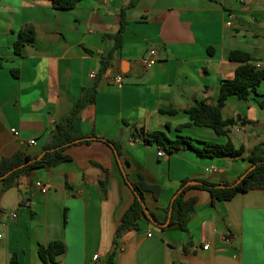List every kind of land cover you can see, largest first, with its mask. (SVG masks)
Segmentation results:
<instances>
[{
  "label": "crops",
  "instance_id": "obj_1",
  "mask_svg": "<svg viewBox=\"0 0 264 264\" xmlns=\"http://www.w3.org/2000/svg\"><path fill=\"white\" fill-rule=\"evenodd\" d=\"M131 2L81 0L59 9L51 0L0 1V168L1 159L19 149L41 154L82 88L95 82L96 100L83 108L74 130L116 139L122 150L119 159L113 146L94 139L68 147L70 160L36 168L8 190L0 180V264H14V254L19 264H105L135 199L126 175L135 182L141 174L161 186L158 197L145 193L157 221L143 217L127 231L113 264H264V189L214 200L209 190L190 187L185 198L197 202L188 229L171 217L168 222L182 179L233 182L251 168L246 155L264 141V82L247 100L226 99L222 115L236 120L227 134L195 124L184 111L197 100L217 102L222 81L241 64L229 58L231 50L247 51L264 65V0ZM123 9L124 43L108 72L90 78L115 44L107 34L118 30ZM28 24L36 39L18 54L14 43ZM152 48L157 61L145 66L140 60ZM117 74L121 84L112 81ZM135 127L165 130L172 138L190 135L195 143L231 139L245 153L202 157L186 148L160 156V147L146 143ZM55 240H63L66 251L43 261L40 246Z\"/></svg>",
  "mask_w": 264,
  "mask_h": 264
},
{
  "label": "trees",
  "instance_id": "obj_2",
  "mask_svg": "<svg viewBox=\"0 0 264 264\" xmlns=\"http://www.w3.org/2000/svg\"><path fill=\"white\" fill-rule=\"evenodd\" d=\"M80 1L81 0H51L52 5L59 9L73 8ZM136 2L137 0H132L129 6H133ZM127 23L126 9H123L121 11V20L118 30L107 34L108 37L115 40V44L111 51L104 54L101 58L100 68L97 73L99 77L104 76L108 72L111 66V58L116 50L123 45V35ZM35 39L36 29L32 24L22 27L14 43L15 52L20 54L23 47L33 43ZM209 51L213 52V47L209 48ZM229 58L240 61L241 64L236 68L234 77L222 81L217 102L208 103L205 100H197L194 104L184 109L195 124L210 126L218 134H227L230 129L229 126L236 122L235 119H225L222 115V107L226 99L231 95H237L240 99L247 100L251 92L256 91L258 86L264 82V65L258 66L255 58L249 52L234 49L230 51ZM96 95V82L91 86L82 88L76 106L69 114L56 123L54 130L42 146L41 154H31L26 150L19 149L11 156H6L1 159L0 180L2 181L4 190H8L18 184L21 176L31 175L36 168H50L70 160L72 155L67 152L68 147L81 143H89L94 139L105 140L113 146L120 159L122 150L121 143L118 140L101 137L96 133L89 136L77 133L74 130L79 114L83 108L95 102ZM261 104L264 105V102H261ZM178 111L179 109L177 108L169 109L171 113ZM167 126H170V124ZM135 133L143 137V140L148 144L156 143L160 148L165 149L167 154L186 148L193 149L202 157H236L243 156L245 153V147H237L231 139L226 142L198 139L199 143H195V138L190 135L184 134L172 138L165 130L158 129L149 131L144 127H135ZM246 158L252 162L251 168L233 182L218 184L209 179H198L199 183L189 184L192 178L185 177L182 179L180 187L172 200L171 223L179 224L184 230L188 229V223L195 212V204L197 202L196 197L185 198V193L190 187L209 190L214 200H227L233 198L240 192L253 189H264V141L255 144L246 155ZM25 161H27V164L19 167ZM15 167L19 168L10 172ZM5 174L7 175L2 177ZM126 180L134 187L135 191L144 202L145 193L147 191H151L155 197H158L161 191V186L159 184L148 182L143 174L140 175L139 181L131 182L127 175ZM102 184L106 189L107 181L103 180ZM137 194L135 193L134 201L120 219L114 239V246L106 257L105 264L114 263L122 236L129 230L137 229L139 220L148 216ZM149 213L151 215L149 218L153 221H157L155 213ZM65 251V242L63 240H55L48 245H41L39 248V255L45 262L56 261L57 256ZM13 263L19 264L16 254L13 256Z\"/></svg>",
  "mask_w": 264,
  "mask_h": 264
},
{
  "label": "built area",
  "instance_id": "obj_3",
  "mask_svg": "<svg viewBox=\"0 0 264 264\" xmlns=\"http://www.w3.org/2000/svg\"><path fill=\"white\" fill-rule=\"evenodd\" d=\"M140 61H141V63L144 64L145 66L153 65V64L156 63V61H157V50L154 49V48L150 49V50L148 51V54H147L146 56H143V57L141 58ZM257 65L260 66L259 64H257ZM97 73H98V72H97L96 70L91 71V72L89 73L90 78H95V77L97 76ZM112 81L115 82V83L121 84V83L123 82V77H122L121 74H117V75H115V76L112 78ZM12 130H13V132H14L16 135H18V134L20 133V131H19L18 129H16V128H13ZM30 143H31V144H34V143H36V140H35V139H31V140H30ZM165 153H166V152H165L164 149L159 148L158 154H159L160 156L165 155ZM42 190H43V191H46V190H47V188L45 187V185L42 186ZM13 215L16 216V214H13ZM0 236H1V235H0ZM207 247H208V245L205 246V248H207ZM94 256H95V258L98 257L97 254L94 255Z\"/></svg>",
  "mask_w": 264,
  "mask_h": 264
},
{
  "label": "water",
  "instance_id": "obj_4",
  "mask_svg": "<svg viewBox=\"0 0 264 264\" xmlns=\"http://www.w3.org/2000/svg\"><path fill=\"white\" fill-rule=\"evenodd\" d=\"M116 154H117V151L115 150ZM118 156V154H117ZM27 164V161H25L24 163H22L19 167H22L24 165ZM19 167H15L14 169H12L10 172H12L13 170L19 168ZM8 174V173H7ZM7 174L3 175L2 177L6 176ZM199 183V181L197 180H191L189 181V184H197ZM222 186V185H221ZM131 187L133 188L134 192L137 194V192L135 191L134 187L131 185ZM138 195V194H137ZM138 198L140 199L141 203L144 205V209H145V212L147 213L148 217H151L150 213H149V210L145 204V202L142 200V198L138 195ZM171 213H172V206L170 208V211H169V219H168V222L170 221V217H171Z\"/></svg>",
  "mask_w": 264,
  "mask_h": 264
},
{
  "label": "rangeland",
  "instance_id": "obj_5",
  "mask_svg": "<svg viewBox=\"0 0 264 264\" xmlns=\"http://www.w3.org/2000/svg\"><path fill=\"white\" fill-rule=\"evenodd\" d=\"M2 183V182H1Z\"/></svg>",
  "mask_w": 264,
  "mask_h": 264
}]
</instances>
